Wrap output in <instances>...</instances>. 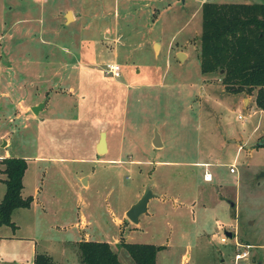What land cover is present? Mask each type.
Listing matches in <instances>:
<instances>
[{"label":"rangeland","instance_id":"obj_1","mask_svg":"<svg viewBox=\"0 0 264 264\" xmlns=\"http://www.w3.org/2000/svg\"><path fill=\"white\" fill-rule=\"evenodd\" d=\"M203 2L264 0H0V159L25 160L37 202L0 225V264H79L86 237L121 264L123 242L161 246L155 264H264V112L199 71ZM147 183L166 198L131 223Z\"/></svg>","mask_w":264,"mask_h":264},{"label":"trees","instance_id":"obj_2","mask_svg":"<svg viewBox=\"0 0 264 264\" xmlns=\"http://www.w3.org/2000/svg\"><path fill=\"white\" fill-rule=\"evenodd\" d=\"M198 60L201 73H213L223 89L231 94H253L254 106L264 112V3L203 2ZM4 192L0 199V225L15 228L11 213L28 208L31 196L21 197L25 160L0 159ZM134 264H155L161 246L121 243ZM79 264H121L105 241L80 240L76 244ZM32 264H54L41 253Z\"/></svg>","mask_w":264,"mask_h":264},{"label":"water","instance_id":"obj_3","mask_svg":"<svg viewBox=\"0 0 264 264\" xmlns=\"http://www.w3.org/2000/svg\"><path fill=\"white\" fill-rule=\"evenodd\" d=\"M70 12L67 11L65 13V19L68 20L69 18L67 17V15L69 14ZM177 58L178 60L181 59V56H182V53L179 52L177 53ZM44 106V102H41V103H38L34 106H32L30 108L31 112L33 114H37L41 109L42 107ZM154 137L152 139V145L154 147H158L159 146V138H158V134L157 132L154 130ZM103 138H104V133L101 132L100 133V138H99V142L97 144V152L98 153H103L104 151V143H103ZM255 147H259V146H264V137L259 141L257 142L255 145ZM256 178H264V172L261 171L259 172L257 175H256ZM155 195H153V193L151 192V189H150V184L147 183L143 189V192L141 193L140 197L134 202L132 203L128 209L124 212V216L125 218H127L131 223H134L136 224L138 222V216L142 213L145 212L146 210V203L147 201L154 197ZM224 235L228 238H230L232 236L231 232L230 231H226L224 230ZM256 264H260L259 262H257Z\"/></svg>","mask_w":264,"mask_h":264},{"label":"crops","instance_id":"obj_4","mask_svg":"<svg viewBox=\"0 0 264 264\" xmlns=\"http://www.w3.org/2000/svg\"><path fill=\"white\" fill-rule=\"evenodd\" d=\"M252 104L254 105V103H253V99H252ZM45 106V105H44ZM43 106V107H44ZM260 111V110H259ZM262 112V111H261ZM263 113V112H262ZM101 133V132H100ZM98 142H99V140H98V138H96V140L94 141V144H93V146H95L96 147V150H95V155H97V154H101V157L103 158V156H104V154L107 152V143H106V135L104 134V138H103V143H104V151H103V153H98L97 152V144H98ZM152 144V143H151ZM153 146V145H152ZM162 146V142L159 140V146L158 147H161ZM154 147V146H153ZM158 147H155V148H158ZM104 160V159H103ZM203 164H206V163H200L199 165H201L202 167H204L203 166ZM1 165V164H0ZM208 165V164H207ZM1 168H2V166H1ZM0 168V169H1ZM204 168H206V167H204ZM0 175H1V177H0V184H3V182H2V180L4 179V174L3 173H1L0 172ZM86 178V186L85 187H87V177H85ZM80 180H81V182H82V180H83V178H82V176H80ZM3 186H4V184H3ZM84 187V186H83ZM3 192H4V189L3 190H1V192H0V199H1V197H2V195H3ZM20 195H21V197H26V196H31L30 194H27L26 192H24V184H23V176H22V188H21V191H20ZM32 197V196H31ZM152 198H155V199H158V200H160V201H164V199L166 198V196H165V194L164 193H159V194H157L156 196H154V197H152ZM31 203H37L34 199H33V197H32V201H31ZM31 203H30V205H31ZM30 207V206H29ZM17 209H19V210H22V209H27V208H17ZM14 210H16V209H14ZM13 210V211H14ZM12 211V212H13ZM11 217H12V213H11ZM11 221H12V218H11ZM13 222V221H12ZM14 223V222H13ZM84 223H86V222H83V224ZM82 224V225H83ZM14 225H15V228L17 227V225L14 223ZM88 234V233H87ZM86 234V235H87ZM80 240H91V239H89L88 237H86V238H84V239H79V240H77L76 242H78V241H80ZM93 241H97V240H93Z\"/></svg>","mask_w":264,"mask_h":264},{"label":"built area","instance_id":"obj_5","mask_svg":"<svg viewBox=\"0 0 264 264\" xmlns=\"http://www.w3.org/2000/svg\"><path fill=\"white\" fill-rule=\"evenodd\" d=\"M104 72H105V74H108L109 76L115 78V77H118L119 74H120V67L116 63H106L104 65ZM237 118L240 119L241 116L239 115ZM203 166L206 167L207 165L206 164H203ZM229 172H233V169H232L231 166L229 167ZM202 180L203 181H210L211 180V175L206 170V168L203 170ZM240 257L241 256L239 254H235V258L236 259H239Z\"/></svg>","mask_w":264,"mask_h":264},{"label":"bare ground","instance_id":"obj_6","mask_svg":"<svg viewBox=\"0 0 264 264\" xmlns=\"http://www.w3.org/2000/svg\"><path fill=\"white\" fill-rule=\"evenodd\" d=\"M67 17L70 19V17H71V14L69 13L68 15H67ZM182 57V56H181Z\"/></svg>","mask_w":264,"mask_h":264},{"label":"flooded vegetation","instance_id":"obj_7","mask_svg":"<svg viewBox=\"0 0 264 264\" xmlns=\"http://www.w3.org/2000/svg\"><path fill=\"white\" fill-rule=\"evenodd\" d=\"M256 263H257V262H256ZM256 263H255V264H256Z\"/></svg>","mask_w":264,"mask_h":264}]
</instances>
